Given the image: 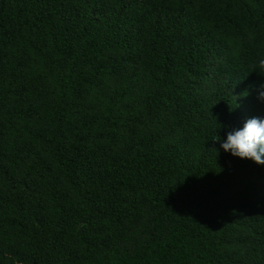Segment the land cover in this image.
<instances>
[{
    "label": "trees",
    "instance_id": "trees-1",
    "mask_svg": "<svg viewBox=\"0 0 264 264\" xmlns=\"http://www.w3.org/2000/svg\"><path fill=\"white\" fill-rule=\"evenodd\" d=\"M260 59L264 0H0V264H264Z\"/></svg>",
    "mask_w": 264,
    "mask_h": 264
},
{
    "label": "clouds",
    "instance_id": "clouds-1",
    "mask_svg": "<svg viewBox=\"0 0 264 264\" xmlns=\"http://www.w3.org/2000/svg\"><path fill=\"white\" fill-rule=\"evenodd\" d=\"M259 68L264 70V59L259 60ZM258 98L264 101V83L259 86ZM221 147L235 157L264 165V118H249L242 128L229 131Z\"/></svg>",
    "mask_w": 264,
    "mask_h": 264
}]
</instances>
